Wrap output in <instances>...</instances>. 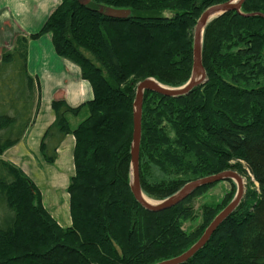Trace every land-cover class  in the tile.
<instances>
[{
	"label": "trees",
	"instance_id": "obj_1",
	"mask_svg": "<svg viewBox=\"0 0 264 264\" xmlns=\"http://www.w3.org/2000/svg\"><path fill=\"white\" fill-rule=\"evenodd\" d=\"M91 1L93 5L60 0L39 30L17 34L10 47L0 49V264H153L191 247L216 215L215 207L204 206L200 224L187 231L181 228L190 218L184 201L162 211L142 207L130 186L131 150L137 83L147 77L170 87L186 83L198 16L228 0H171L163 5L174 10L167 17L144 16L140 0ZM149 1L150 12L161 6L160 0ZM100 5L128 8L130 14L110 18L99 12ZM162 28L167 29L166 40L155 44L147 60L130 67L106 38L110 29L126 33ZM44 34L59 56L78 65L93 90V97L78 106L52 100L54 120L39 144L43 158L51 162L64 137L74 138V171L66 187L71 220L64 227L42 205L35 183L1 157L20 141L38 113L39 83L27 69V55L29 41ZM201 63L205 81L189 93L169 97L143 92L140 189L150 199H163L189 181L229 168L245 174L256 189H250L203 247L181 264H264V122L259 129L255 120L239 118L241 113L250 116L246 93L252 94L253 81L264 77V0H245L240 12L229 11L207 23ZM256 91L264 100V86ZM261 108L258 113L264 119ZM81 110L86 117L71 127L67 116ZM234 158L244 162L243 169L228 164ZM93 205L102 208L100 217ZM104 212L124 216V223L105 222ZM25 219L42 226V233L23 240ZM231 230L236 232L228 241Z\"/></svg>",
	"mask_w": 264,
	"mask_h": 264
},
{
	"label": "rangeland",
	"instance_id": "obj_2",
	"mask_svg": "<svg viewBox=\"0 0 264 264\" xmlns=\"http://www.w3.org/2000/svg\"><path fill=\"white\" fill-rule=\"evenodd\" d=\"M140 1L142 2L141 5L143 6V9L140 10L139 12L144 14V16L156 15V16L167 17V16H172L174 14L173 13L174 10L164 8L165 6H163V5H166L169 2H171V0L166 1V2L165 1L162 2V0H160L159 2H161V3L158 2L157 4H161V6L156 7V10H154L152 12H150V10H151L150 7L152 5H151V2L149 0H140ZM228 1H230V0H228ZM78 2L80 4H83V5L84 4H88V5L94 4L91 0H78ZM59 3H60V0H59ZM97 7H99V9H101V10H105L106 8H108V6H104V5L103 6L100 5ZM145 7H147V8L145 9ZM109 8H113V7H109ZM124 9L129 10L128 8H124ZM147 11H149V12L145 13ZM129 14H130V10H129ZM199 16H198V18H199ZM197 20H196V22H197ZM195 25H196V23L194 24V28H195ZM194 28H193V33H194ZM166 30H163V28L160 31H156V30L155 31H147V30H143V29L132 30L131 29V30H128V32H126V33H122L119 31H112L110 29V30H108V32L106 31V38H108V40L114 46V48L117 51L118 56H119L120 60L122 61V63L126 67H130L137 60H147L148 59L149 54L152 53L154 47L156 46L155 44L157 42H161L163 40H166V38H167L166 36L168 35L167 33H165ZM124 31H126V30L124 29L123 32ZM90 40L94 43L95 42L98 43V39L93 40L90 38ZM80 75H81V73H80ZM144 79H152V80L156 81L154 78H150V77H147ZM141 81H139V82H141ZM156 82H158V81H156ZM253 82L254 83L251 86V88H253V91H254V90H257V88L259 89L260 86H262V85L264 86V77L260 78L259 82H256V81H253ZM159 84H161V83H159ZM161 85H163V84H161ZM183 85H179V86H175V87H170L167 85H164V86H167L170 88H179ZM253 91H252V94L251 93L248 94L249 91H247V93H246L247 95H250V97H246L247 99L250 100V106L249 107H251V109H252L250 116L248 117L247 115L245 116L244 114L241 113V115H239V118H240V120L243 118H245L246 120H249V121L255 120L256 123L254 125H257V127H259V129H261L262 127H261V125H259V123L262 121L264 122V119L262 118V114L258 113V112H260V110L262 109L261 106H264V104H263L264 100L262 99V97H260L258 95V91H256L257 93L255 92L256 94H254ZM243 99H244V97H243ZM108 100H109V98H108ZM252 107H254V108H252ZM46 110L47 109L44 108V113L40 114V116L38 117V120L35 123V126L30 131V137L27 140V149H29V150L23 151L21 154L14 156L13 159L16 163H18L16 166H18L24 172V174H26L35 183V185H36V187L40 193L42 205L44 207H46L50 213H52L51 216L56 220V222L59 225H61L62 227H64L71 220L70 219V212H69L68 193L66 191V187H67V184L69 182V178L72 176L73 171H74V163H73V156H72L73 145L71 144V141H70V138L73 135L72 134L67 135L64 143L61 146V151H60V153H58V156H57V158H55V160H53L51 162L45 161V159L43 158V156L41 154L40 148H39V139H40L41 135L44 133V129L46 127L45 126V119L48 117V113ZM257 113H258V115H257ZM86 115H87V112L85 110H81V112L78 113L77 115L69 114L68 119H69V123H70L71 127H75L83 118L86 117ZM103 142H104L103 144H106L105 141H103ZM228 164L231 166H234V167L235 166H241L242 169L245 166L244 162L240 159H237V158L231 159L230 161H228ZM101 168L102 167H100V169ZM227 170H231L233 172H236L235 168H231V169L229 168ZM237 174L240 176V179L242 182V196L240 198V200H241L246 195L249 194L248 191H250V189H252V190L256 189L257 184L254 181H252L245 174H242V175L239 173H237ZM130 180H131V168H130ZM110 186L114 191H116V192L119 191V188L117 185H114L112 183ZM237 192H238V182L236 179H231V180L223 179V180L218 181L216 183H213L207 187H204L200 191L198 190L196 192H193L190 196H188L186 199L183 200L184 201L183 205L189 209V214H190L189 217L190 218H186V220H184L182 222L181 228L185 229V230L187 229V231H190V230H193L194 228H196V226L198 224H200V222H201V218H200L201 217V211L204 208V206L205 207H207V206L208 207H215L216 208L215 213L217 215L222 209H224L234 199ZM172 195H170V196H172ZM170 196L165 197L163 199H151V200H153L155 202V204H157V203H160L161 201L165 200L166 198H169ZM91 209H94V211L97 213V216L98 215H99V217L101 216V213L103 211L102 208H100V207L96 208V206L93 205L91 207ZM93 214H95V213L93 212ZM103 215H104V217H103L104 220H106L105 222H108L109 224H114L115 226L118 225L119 223H122L124 220V216L118 215V214L107 215L104 212ZM127 219L128 218L126 217L125 221ZM23 221L24 222H22V226H21V233H22L21 237H23L22 238L23 240L25 238L26 239L33 238V237L37 236L38 234L40 235V233H42V231H43L42 226H40L38 224L35 225L32 221H28L26 219ZM209 224L210 223H208V225ZM206 228H204L203 233H204ZM234 232H236V231L235 230L229 231L227 233V239L226 240L229 241L230 236ZM163 234H165V232H163ZM182 253H180V254H182ZM221 254L225 255L227 253L222 251ZM56 255H58V252L56 253ZM211 258H217V257L213 255V256H211ZM208 261L210 262V260H208ZM156 263H158V262H156ZM153 264H155V263H153Z\"/></svg>",
	"mask_w": 264,
	"mask_h": 264
},
{
	"label": "crops",
	"instance_id": "obj_3",
	"mask_svg": "<svg viewBox=\"0 0 264 264\" xmlns=\"http://www.w3.org/2000/svg\"><path fill=\"white\" fill-rule=\"evenodd\" d=\"M58 3L59 0H0V49L10 47L17 34L28 35L39 30ZM27 69L38 80L40 106L34 123L28 127L20 141L1 155L15 165L18 163L14 161V156L29 150L27 140L30 131L40 114L44 113V108L48 113L45 126L47 127L54 120V112L50 105L52 100L60 98L70 106H78L93 97L92 87L81 77L79 67L56 53L48 34L29 41ZM66 137L67 135L57 148L56 158ZM70 141L73 145V136ZM69 224L70 221L67 225Z\"/></svg>",
	"mask_w": 264,
	"mask_h": 264
},
{
	"label": "water",
	"instance_id": "obj_4",
	"mask_svg": "<svg viewBox=\"0 0 264 264\" xmlns=\"http://www.w3.org/2000/svg\"><path fill=\"white\" fill-rule=\"evenodd\" d=\"M245 0H230L218 4H213L207 7L199 16L193 33V66L191 70V75L188 81L179 88H170L159 84L152 79H144L139 82L136 86L135 99H134V117H133V141L131 150V180L130 186L134 198L139 202V204L147 210L150 211H162L171 208L178 203L182 202L198 188L216 183L223 179H236L238 182V192L234 199L222 209L210 222V224L205 229L202 236L190 247L188 250L182 254L162 260L155 264H181L191 258L199 249L203 247L206 241L209 239L210 235L218 228V226L234 211L235 207L238 205L240 198L242 196V182L240 176L231 170H225L217 174H212L202 178H198L185 183L179 190H177L172 196L166 198L157 204H149L145 202L142 197V191L140 189L139 183V173H138V156H139V144L141 137V105L143 92L145 90H150L169 97H178L185 95L192 91L195 87L199 86L205 81V71L201 63V42H202V32L207 23L212 19L222 15L223 13L229 11H240L242 3ZM103 15L110 18H126L129 15V10L119 9V8H106L105 10L99 9ZM254 15V14H250ZM197 71L200 72V76L195 78Z\"/></svg>",
	"mask_w": 264,
	"mask_h": 264
},
{
	"label": "bare ground",
	"instance_id": "obj_5",
	"mask_svg": "<svg viewBox=\"0 0 264 264\" xmlns=\"http://www.w3.org/2000/svg\"><path fill=\"white\" fill-rule=\"evenodd\" d=\"M199 76H200V72L197 71L195 78H198ZM141 197H142V199H143L145 202H147V203H149V204H155V202H154L153 200H151L149 197H147L145 194L142 193V194H141Z\"/></svg>",
	"mask_w": 264,
	"mask_h": 264
}]
</instances>
